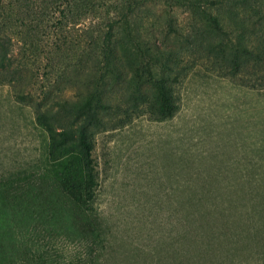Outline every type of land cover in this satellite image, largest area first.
Masks as SVG:
<instances>
[{
    "label": "rangeland",
    "instance_id": "374dc122",
    "mask_svg": "<svg viewBox=\"0 0 264 264\" xmlns=\"http://www.w3.org/2000/svg\"><path fill=\"white\" fill-rule=\"evenodd\" d=\"M69 1L26 2L12 17L10 63L0 68V264H60V235L90 241L88 259L74 264H264V242L245 234L264 238V0L261 28L246 32L260 54L241 53L236 68L226 54L237 33L219 35L191 10L215 12L212 0L137 4L134 41L123 28L115 49L124 78L105 77L109 107L89 128L92 203L64 186L87 181L80 148L52 153L40 118L113 66L92 63L112 13H78ZM149 61L174 93L170 119L150 113L156 84L132 77Z\"/></svg>",
    "mask_w": 264,
    "mask_h": 264
},
{
    "label": "trees",
    "instance_id": "16d2710c",
    "mask_svg": "<svg viewBox=\"0 0 264 264\" xmlns=\"http://www.w3.org/2000/svg\"><path fill=\"white\" fill-rule=\"evenodd\" d=\"M31 1L35 4L40 0H0V68H5L10 63L13 45L10 29L15 23L12 17L21 14L24 11L23 5L26 2L31 3ZM69 3L74 6V10H78V13L84 10L85 12L97 14L103 7H105L103 10L105 13H112L111 18L105 16V18H108V24L99 32L93 45L96 51L99 46L104 47L105 50L103 49L104 51L99 54L93 51L92 63L95 66L98 65V62L104 61L107 67H109V62L113 66L100 74L98 78L99 81L101 80L100 83L92 79L94 83L98 82V84L94 85L88 94H80V97L72 101H61L58 103V114H56V111L52 112V114L44 113L40 114V118L49 125V147L52 153H60L65 147L75 143L80 148L82 162L87 173V181L79 183L80 187L78 189H82L79 191L74 189L76 187L74 180V182L72 180L65 181L64 186L68 195L78 198L79 196L85 197L88 202L92 203L95 201L98 182L91 158L92 144L88 141L89 128L97 121L98 111L109 107V103H106L105 100V77L108 80L109 77L112 78L111 81L109 80L110 83L113 81L114 83L119 82L124 78L119 72V68L115 65L118 59L115 52L116 46L124 44L121 41L122 38L119 39L118 34L123 28L128 31L127 27L131 23V14L137 4L143 3V0H70ZM208 3L210 4V2ZM211 3L210 5H213L212 9L215 12L203 9L201 4L192 5L191 10L195 13L201 12L204 14L209 28L215 33L225 35L229 39H231V33L233 35L237 33L238 40L235 45L228 46L230 48V56L226 54L231 66L233 68L238 66L241 53L246 55L247 52L253 56L260 54L257 50L247 46L251 40L246 37V32L251 29L257 32L261 28L260 17L262 13L261 9L259 7L256 8V6L262 5V0H257L256 2L254 0H212ZM131 34L129 30L126 36L130 41H134V36ZM252 44L255 45L254 42ZM227 50L228 48L221 46L219 51L226 53ZM157 59L155 58L154 61H158ZM152 65L151 61H149L144 66L145 71L136 68L132 77L139 84H156V87L161 91L159 94L151 96L148 101L151 104L150 113L157 120L170 119L174 117L177 111L176 99L171 87H168L169 85L164 78L155 79V66ZM96 72L98 71L93 73L94 78L97 75ZM145 74L146 76L144 77ZM251 219L255 223L259 222L257 216ZM252 229L253 227L250 228V230ZM232 234L234 235V232L231 233V230L225 233L230 238ZM245 234L251 237L256 235L255 238L258 242H264V238L259 236V234H249L247 231Z\"/></svg>",
    "mask_w": 264,
    "mask_h": 264
},
{
    "label": "clouds",
    "instance_id": "9594fccd",
    "mask_svg": "<svg viewBox=\"0 0 264 264\" xmlns=\"http://www.w3.org/2000/svg\"><path fill=\"white\" fill-rule=\"evenodd\" d=\"M90 241L87 239H69L60 235L53 241V247L61 256L60 264H74L76 260H87Z\"/></svg>",
    "mask_w": 264,
    "mask_h": 264
}]
</instances>
